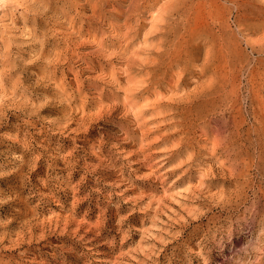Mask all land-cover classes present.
I'll return each mask as SVG.
<instances>
[{"label": "rangeland", "instance_id": "obj_1", "mask_svg": "<svg viewBox=\"0 0 264 264\" xmlns=\"http://www.w3.org/2000/svg\"><path fill=\"white\" fill-rule=\"evenodd\" d=\"M43 1L0 0V264H264V0Z\"/></svg>", "mask_w": 264, "mask_h": 264}, {"label": "bare ground", "instance_id": "obj_2", "mask_svg": "<svg viewBox=\"0 0 264 264\" xmlns=\"http://www.w3.org/2000/svg\"><path fill=\"white\" fill-rule=\"evenodd\" d=\"M33 1V0H32ZM41 1V0H40ZM43 1V0H42ZM55 1V0H54ZM57 1V0H56ZM60 1V0H59ZM58 1V2H59ZM76 1V0H75ZM88 1H92V0H88ZM104 1V0H103ZM154 1V0H153ZM181 1V0H180ZM227 1V0H226ZM24 2V1H23ZM31 2V1H30ZM38 2V1H37ZM44 2V1H43ZM52 2V1H51ZM62 2V1H61ZM176 2V1H175ZM236 2V1H235ZM42 3V2H41ZM56 3V2H55ZM70 3V2H69ZM73 3V2H72ZM133 3V2H132ZM201 3V2H200ZM229 3V2H228ZM50 4V3H49ZM78 4V6H79V3H77ZM83 4H85V3H82V5ZM180 4V3H179ZM56 5V4H55ZM87 5V4H86ZM144 5V4H143ZM69 6V5H68ZM77 6V5H76ZM98 6V5H97ZM97 6H94V5H92L91 6V8H90V10L93 12V13H96L97 11H96V9H95V7H97ZM186 6H188V5H186ZM49 7H50V5H49ZM52 7V6H51ZM149 7V6H148ZM173 7V6H172ZM80 8V7H79ZM84 8V7H83ZM86 8V7H85ZM151 9H152V6L150 7ZM73 9V8H72ZM88 9V8H87ZM143 9V8H142ZM99 10V9H98ZM141 10V9H140ZM153 10V9H152ZM184 10V9H183ZM186 10V9H185ZM85 11V10H84ZM131 11V10H130ZM145 11V10H144ZM149 11H150V9H149ZM203 11V10H202ZM42 12V11H41ZM148 12V11H147ZM172 12V11H171ZM79 13V12H78ZM92 13V14H93ZM143 12H141V14H142ZM157 13V12H156ZM155 13V14H156ZM165 13V12H164ZM37 14V13H36ZM123 14V13H122ZM121 14V15H122ZM129 14V13H128ZM170 14V13H169ZM183 14H185V13H183ZM157 15V14H156ZM155 15V16H156ZM160 15V14H159ZM162 15V14H161ZM182 15V14H181ZM91 16V15H90ZM90 16H88V17H90ZM124 16V15H123ZM73 17H75V16H73ZM77 17V16H76ZM119 17V16H118ZM121 17V16H120ZM125 17V16H124ZM128 17V16H127ZM130 17V16H129ZM26 18V17H25ZM182 18V17H181ZM127 19V18H126ZM145 19V18H144ZM143 19V20H144ZM183 19V18H182ZM142 19L140 20V21H137V29L135 30L136 31V33L137 34H139L140 33V30H142L144 27H145V21L147 20H145V21H143ZM43 21V20H42ZM124 21V20H123ZM185 21V20H184ZM57 22V21H56ZM60 22V21H59ZM102 23H104V22H102ZM119 23H121V22H119ZM168 23V22H167ZM182 23H184V22H182ZM124 24V23H123ZM127 24V23H126ZM180 24V23H179ZM63 25V24H62ZM120 24H118V26H119ZM122 25V24H121ZM157 25V24H156ZM117 26V25H116ZM176 26V25H175ZM181 26V25H180ZM114 27H115V25H114ZM120 27V26H119ZM128 27V26H127ZM168 27V26H167ZM181 27H183V26H181ZM115 28H117V27H115ZM114 28V29H115ZM129 28V27H128ZM131 28V27H130ZM129 28V29H130ZM152 28H154V30H149V32L147 33V34H149L148 36H146L145 35V37L143 38V41L145 42V43H147V42H150V41H152V40H154V39H159V40H161L162 41V38L163 37H166L167 35H168V32H167V28H166V26H152ZM128 29V30H129ZM180 29V28H179ZM127 31V30H126ZM126 33V32H125ZM68 34V33H67ZM181 34V33H180ZM185 34H187V33H185ZM126 35V34H125ZM129 35V34H128ZM133 35V34H132ZM173 35V34H172ZM104 38V37H103ZM132 38H133V36H132ZM139 38V37H138ZM177 38V37H176ZM187 38H189V37H186V39ZM191 38V37H190ZM16 39V38H15ZM72 39V38H71ZM179 39V38H178ZM35 40V39H34ZM98 40V39H97ZM168 40V39H167ZM3 41V40H2ZM13 41V40H12ZM99 41V40H98ZM134 41V40H133ZM136 41V40H135ZM160 41V42H161ZM175 41V40H174ZM185 41V40H184ZM11 42V41H10ZM8 43V42H7ZM85 44H86V42H84ZM89 43V42H88ZM94 43V42H93ZM92 43V44H93ZM10 44V43H9ZM90 44V43H89ZM103 44V43H102ZM88 45V44H87ZM180 45H183V43H181ZM205 45V44H204ZM33 46V45H32ZM8 47V46H7ZM140 47V46H139ZM182 47V46H181ZM173 48V47H172ZM196 47H194V49H195ZM200 48H202V47H200ZM173 50V49H172ZM200 50V49H199ZM175 51V50H174ZM170 52V51H169ZM207 52V51H206ZM5 53V52H4ZM134 53H136L137 55H146V56H154L153 58H152V61H150V62H145V61H140V66H141V68H143V69H145V68H148V69H153V70H155V67L157 66V64H159V59H163V58H165V56H166V58L168 57V54H170V53H168V49H167V47H166V43H162L161 42V44H159V47H157V48H155V47H150V48H147V49H138V50H135V52ZM178 53V52H177ZM2 55V54H1ZM121 55V54H120ZM119 55V56H120ZM122 55H124V54H122ZM178 55V54H177ZM180 55V54H179ZM3 56V55H2ZM43 56V55H42ZM181 56V55H180ZM4 57V56H3ZM176 57V56H175ZM195 57V56H194ZM6 58V57H5ZM133 59H134V61H136V59L134 58V56L132 57ZM142 58V57H141ZM179 58V57H178ZM10 59V58H9ZM24 59V58H23ZM122 59V58H121ZM161 59V60H162ZM195 59V58H194ZM2 60V59H1ZM130 60H132L131 59V57H130ZM180 60V59H179ZM187 60V59H186ZM205 60V59H204ZM3 61V60H2ZM171 61V60H170ZM1 62V61H0ZM22 62V61H21ZM127 62V61H126ZM187 62V61H186ZM203 62V61H202ZM4 63V62H3ZM3 63H2V65H3ZM8 63V62H7ZM7 63L5 64L6 66H7ZM132 63V62H131ZM134 63H136L137 65H138V63L137 62H134ZM182 63V62H181ZM129 64V63H128ZM135 64V65H136ZM173 64V63H172ZM15 65V64H14ZM134 65V64H133ZM138 65V66H139ZM167 65V64H166ZM165 65V66H166ZM174 65V64H173ZM12 66V65H11ZM16 66V65H15ZM132 66V65H131ZM161 66V65H160ZM178 67V66H177ZM11 68H13V67H11ZM18 68V67H17ZM193 68V67H192ZM147 69V70H148ZM158 69V68H157ZM23 70V69H22ZM21 70V71H22ZM174 70V69H173ZM179 70V69H178ZM177 70V71H178ZM180 71V70H179ZM164 72V71H163ZM193 72H194V70H193ZM199 72V71H198ZM151 73V72H150ZM159 73V72H158ZM202 73V72H201ZM201 73H199V74H201ZM180 74V73H179ZM182 74V73H181ZM181 74H180V76H181ZM194 74V73H193ZM198 74V73H197ZM168 75V74H167ZM188 75V74H187ZM186 75V76H187ZM51 76V75H50ZM53 76V75H52ZM151 76V75H150ZM149 76V77H150ZM161 76V75H160ZM173 76V75H172ZM174 77V76H173ZM148 78V77H147ZM155 78V77H154ZM186 78V77H185ZM49 80V79H48ZM41 81V80H40ZM151 81V80H150ZM157 81V80H156ZM179 81H180V79H179ZM152 82H154V81H152ZM171 82V81H170ZM181 82V81H180ZM184 82V81H183ZM178 84V83H177ZM3 85V84H2ZM149 86H151V85H149ZM177 86V85H176ZM164 88V87H163ZM165 89V88H164ZM146 90V89H145ZM155 90H156V88H155ZM138 91V90H137ZM147 92H148V90H147ZM139 93V92H138ZM144 93V92H143ZM160 93V92H159ZM148 96V95H147ZM137 97V96H136ZM140 101V100H139ZM142 101V100H141ZM136 103V102H135ZM164 105V104H163ZM172 104H165V106L167 107V108H169L170 106H171ZM175 106H177V105H175ZM183 106H184V104H183ZM179 107V106H178ZM165 108V107H164ZM172 108H173V106H172ZM183 109V108H182ZM181 111V110H180ZM179 112V111H178ZM182 112V111H181ZM174 114V113H173ZM182 114V113H181ZM180 115V114H179ZM183 141V140H182ZM221 142V141H220ZM181 143V142H180ZM216 144V143H215ZM221 144V143H220ZM225 148V147H224ZM230 148V147H229ZM231 150V149H230ZM178 154V153H177ZM158 211V210H157Z\"/></svg>", "mask_w": 264, "mask_h": 264}]
</instances>
